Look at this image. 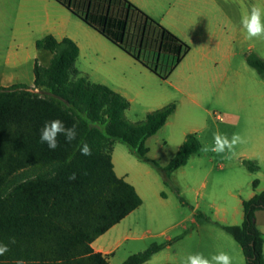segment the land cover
<instances>
[{
    "label": "trees",
    "instance_id": "trees-1",
    "mask_svg": "<svg viewBox=\"0 0 264 264\" xmlns=\"http://www.w3.org/2000/svg\"><path fill=\"white\" fill-rule=\"evenodd\" d=\"M56 1L139 61L128 39L150 40L159 54L176 57V64L189 49L127 0ZM151 25L160 33L152 36ZM36 46L53 56L48 67L36 62L34 87H0V242L16 241L0 255V264H111L93 249V242L143 204L135 187L115 172V141L147 160L146 141L166 125L176 105L148 114L143 122H129L125 112L130 102L77 69L80 49L75 42L47 36ZM142 63L157 73V65ZM247 63L264 74V60L258 56L249 55ZM53 119L68 127L76 124L78 135L71 143L60 136V146L50 150L40 142V129ZM82 140L92 155L80 154ZM200 150L199 138L190 134L167 167L153 164L170 177ZM71 173L75 180H69ZM262 210L264 191L243 202L241 225L224 227L241 246L247 264H264V234L256 222ZM166 246L154 244L122 264H144Z\"/></svg>",
    "mask_w": 264,
    "mask_h": 264
},
{
    "label": "crops",
    "instance_id": "crops-1",
    "mask_svg": "<svg viewBox=\"0 0 264 264\" xmlns=\"http://www.w3.org/2000/svg\"><path fill=\"white\" fill-rule=\"evenodd\" d=\"M127 1L188 46L179 63L174 61L170 64L169 55L159 54L150 40L139 43L128 39V46L140 61L135 59L56 0H0V87L23 84V78L30 74L26 67L31 66L34 70L36 62L43 66L41 57L50 64L52 55L46 56L48 51L38 49L36 45L39 40L53 36L58 41L68 38L75 42L80 49L77 64L83 66L78 69L81 74L92 83L100 82L122 95L130 102L129 109L134 101L149 108L150 113L174 103V116L182 108L191 107L209 113L214 105L221 106L219 109L224 114H219L218 118L233 133L243 128L246 130L248 147L243 151L242 159L244 165L248 169L252 166L254 171L249 170L256 174L250 182L247 198L239 199L241 211L234 213L231 223L221 226L241 225L244 220L243 202L264 191V74L256 76L251 72L253 77L246 79L234 67L236 60L241 59V66L248 72V53L241 49L244 46L249 53L255 52L264 60V39H246L244 30L239 29L235 18L221 8L219 0ZM149 30L152 36L160 33L154 25ZM110 52L117 55L113 61ZM142 61L150 66L157 65V73ZM127 67L140 70L142 79L128 80ZM30 87H34V79ZM241 110L247 114L244 126H241V116L234 113ZM112 159L117 176L133 185L144 201L150 182L130 173H119L123 171L117 169L114 152ZM255 181L257 186L253 187ZM137 210L92 244L93 249L107 257L111 264V257L130 239L121 225L134 217ZM218 217L228 222L226 214ZM256 222L264 234V210L256 214ZM234 241L213 239L210 250L197 253L211 259L223 251L231 256L232 264H244L241 246Z\"/></svg>",
    "mask_w": 264,
    "mask_h": 264
},
{
    "label": "rangeland",
    "instance_id": "rangeland-1",
    "mask_svg": "<svg viewBox=\"0 0 264 264\" xmlns=\"http://www.w3.org/2000/svg\"><path fill=\"white\" fill-rule=\"evenodd\" d=\"M253 4L264 7V0H219L221 8L235 18L239 29L242 28L241 15ZM241 49L248 53L246 58L249 55L258 56L255 52L249 53L246 46ZM45 54L52 55L50 52ZM109 56L112 61L117 58L116 53L110 52ZM175 59L176 57H168L170 64ZM41 62L43 67H48L44 57H41ZM242 62L243 60L237 59L234 70H240L246 79L253 77L251 72L260 74L249 65L246 72L241 66ZM76 67L82 69L83 66L76 63ZM28 69L30 74L23 78L22 83L30 87L33 85L34 70L29 66L26 67V72ZM126 77L128 80L142 79L140 70L132 67L126 68ZM219 108L221 106L214 105L209 113L191 107L182 108L169 119V124L148 140L147 160H140L131 153L127 145L115 141L114 159L118 171H123L119 173L126 172L145 179L150 182L151 187L144 194V205L137 210L134 217L122 223L123 232L130 239L111 257L112 264H122L131 255L144 252L154 244L168 246L155 254L147 264H183L188 255L210 250L213 239L234 241L221 225L231 223L234 213L241 211L239 199L247 198L251 189L250 182L256 174L244 165L242 159V153L248 147L244 128L234 132L243 138V143L235 146V155L227 151L218 154L202 150L214 143V133L219 132L229 138L233 135L230 127L218 118L219 114H224ZM149 111V108L134 101L125 116L129 122L140 123L146 120ZM234 113L241 116L242 126L247 116L246 111ZM192 133L197 134L201 150L190 158L187 165L170 177H165L153 162L161 168L167 167L179 152L186 135ZM222 214L228 216V222L219 219L218 215ZM244 264H247L246 260Z\"/></svg>",
    "mask_w": 264,
    "mask_h": 264
},
{
    "label": "clouds",
    "instance_id": "clouds-1",
    "mask_svg": "<svg viewBox=\"0 0 264 264\" xmlns=\"http://www.w3.org/2000/svg\"><path fill=\"white\" fill-rule=\"evenodd\" d=\"M240 25L246 33V39H264V7L253 4L251 7L241 15ZM77 125L73 124L71 127L65 125L60 119H53L46 121L40 129V142L46 144L50 150H55L60 146L59 137L63 136L66 143H71L77 138ZM214 143L208 147L202 148L203 151H212L214 153L229 152L235 155V146L243 143V138L233 133L231 138L219 132L213 135ZM81 155H92L91 146L86 141H81L79 146ZM69 180L76 179V173L69 175ZM15 238H10L9 244L0 242V255H4L10 250V245L15 244ZM17 264H24L23 261H17ZM183 264H232L231 256L223 251L213 255L211 259L204 257L202 254L188 255Z\"/></svg>",
    "mask_w": 264,
    "mask_h": 264
}]
</instances>
